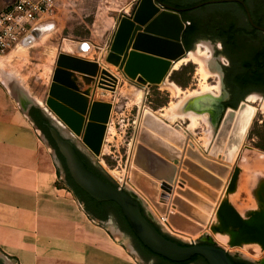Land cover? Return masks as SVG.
Masks as SVG:
<instances>
[{
    "label": "water",
    "instance_id": "95a60500",
    "mask_svg": "<svg viewBox=\"0 0 264 264\" xmlns=\"http://www.w3.org/2000/svg\"><path fill=\"white\" fill-rule=\"evenodd\" d=\"M143 1L135 19H126L121 23L113 44V50L116 53L123 54L120 60V69L131 79H135L134 77L137 74H141L142 77L139 78V82L143 85L161 84L168 75L172 64L178 61L185 52H190L183 42L186 23L181 16L182 12L189 10L197 12L198 8L204 6L206 10H209L221 7L220 5L224 3H240L245 8L251 26L264 32V27L254 23L251 12L243 0H209L189 8H176L160 0H152L155 14L146 20H139L138 15ZM119 33L122 36L121 49L115 48ZM29 41V38L26 39L23 45ZM199 45H204L207 52H211V55L207 56L206 53L199 55ZM220 48L219 43L214 46L207 40H201L191 50L196 58L204 64V70L207 73L220 77V96L217 97L211 92H206L185 101L181 109L183 114L204 116L212 130V135L215 133L208 157L194 148V144L191 143V146L187 149L183 166H181L184 170L187 169L188 173L181 172V179L176 182L178 186L177 194L198 208L176 196L174 203L177 205V212L171 214L169 219L175 229L191 235H197L208 222V215L213 210V202L217 200V191L221 189L225 178L232 170L230 164L242 146L248 132L247 126L251 121V116L245 114L248 109L247 99L243 100L237 108L229 107L221 112L219 116L215 115L219 110L217 108L218 102L222 103V101L229 99V96L226 95L227 89L223 76L225 66L223 59H226V57L218 54L217 50ZM98 66L97 62H90L61 53L57 60V69L47 99L48 105L52 107L55 114L75 133L78 134L85 127L84 142L96 156L101 153L113 106L105 102H93L89 106L88 99L79 92L78 86L72 80V72L94 76ZM105 78L112 80L113 77L103 70L98 80L100 87L103 86ZM252 94L260 97L264 96L256 92L249 95ZM39 107L32 106V109H40L44 116L52 121L54 127L50 130L51 136L59 153L65 160L66 168L74 183L98 202L116 203L133 234L144 247L153 254L172 262H187L195 256H201L208 264H235L232 261V255L227 250L219 247L208 238L190 244L185 243L187 245L179 244L177 240H181L164 230L144 203L132 191L119 186L120 180L104 170L99 162L96 163L94 159L97 158L93 153H89V151L83 150L79 146L80 142L75 141L76 138L72 132L61 126V123L53 118L47 110L40 105ZM27 110L25 108V111ZM236 111H239L238 115ZM243 114H245V117ZM143 121L144 127L140 131L139 143L134 154L133 163L136 168L131 170V182L151 200L157 201L159 194L158 181H173L177 172L174 162L179 163V157L181 156L179 147L183 146L186 138L179 130L152 112H146ZM187 139L189 140V138ZM43 140L51 146L44 133ZM167 141L175 143L179 147L173 148L169 146ZM78 150H82L90 162L99 168L112 182H108L98 173L89 169ZM54 151L55 164L59 172L64 173L62 162L56 150ZM219 153H224L223 162L213 159ZM240 172L239 167L234 168L226 192L227 195L235 192ZM198 179L202 182H199ZM203 182L209 184L212 189L208 188ZM185 184L188 185L189 189L201 193L205 198L188 188L183 189L180 187ZM165 196L163 195V197ZM257 198L259 202L258 209L247 213L245 219L228 200H223L217 211V222L211 226V231L214 234L228 236L230 239L229 245L232 247L248 244L264 246V180L260 183ZM81 203L86 210L84 202ZM159 209L164 214L166 206L160 204ZM115 217L122 228L119 217L117 215ZM107 222L116 226L112 217ZM99 223L102 226L106 224L102 221H99ZM113 230L124 235V232L119 228L114 227ZM165 235L176 240L169 239ZM131 237L135 248L131 246L129 252L136 258H140V255L144 262H147L143 256L146 253H144L138 241L132 235ZM0 258L7 264H14L2 253H0ZM243 261L253 264L246 260ZM154 263L161 264L157 258H154Z\"/></svg>",
    "mask_w": 264,
    "mask_h": 264
},
{
    "label": "rangeland",
    "instance_id": "374dc122",
    "mask_svg": "<svg viewBox=\"0 0 264 264\" xmlns=\"http://www.w3.org/2000/svg\"><path fill=\"white\" fill-rule=\"evenodd\" d=\"M141 2L142 0H57L53 13L35 26V32L29 38L28 43L22 44L5 54H0V84H4L9 89L21 109L29 110L32 106L39 107L38 103L41 106L46 105L57 69V60L61 53L99 63L98 78H91L92 82L84 75H74L77 85L89 90L92 100L110 103L113 106L100 155L94 159L86 152L96 163L99 162L104 170L120 180L119 186L132 191L144 203L161 227L177 239L190 244L208 238L234 257L253 264H262L264 263V248L255 244L231 247L228 244V238L226 242L225 239L218 238L221 235L211 231V224L213 225L211 216L197 235L187 237L173 232L165 226L166 224L161 223V216L152 209L151 204L146 201L143 194L129 181L131 170L136 168L133 160L136 146L139 143L138 137L143 128L142 116L145 111H151L161 119L166 120L168 124L187 136L194 144V148L197 147L200 152L208 155L215 133L212 135V130L204 116L197 118V123H194L192 114H183L181 109L185 101L197 95L211 92L219 97L221 93L220 77L206 71V77H204L200 71V64L195 61H180L174 64L161 84H140L139 79L129 78L120 69V60L123 54L113 50L114 39L124 20L135 19ZM199 50L201 51L200 55L205 53L207 56L211 55V52H207L204 45H199ZM223 63L228 65L226 59H223ZM103 70L113 77L112 80L104 79L110 84L108 85L109 89L98 86L97 81L100 79ZM173 77L174 80H172ZM175 79L180 84L176 83ZM174 85L178 87V90L174 89ZM206 87L208 88L207 91L205 90ZM141 92H143V98L140 101ZM253 96H256L257 99L253 105L258 108V104L261 103L264 96L252 94L245 99ZM61 126L63 125L61 124ZM36 135L38 170L43 171L45 168L47 169L48 164H51L53 171L50 188H46L44 183L38 182L36 190L44 192L51 190L52 187V190L60 191L59 194L63 196L62 204L70 209L78 208L75 209L76 214L74 216L66 215L69 219L73 218L77 222V224L67 223L70 232H72L71 235L78 238L80 244L85 245H91L88 238H94L96 241L99 240L97 245L100 244V246L102 244L108 245L109 241L107 240L109 238L107 235H109L116 244L124 248L125 253L123 252V254L130 255L135 262L138 261L137 264H149L150 261L154 260L152 258L144 262L140 255V258H136L129 252L130 247H134L132 237L121 228L114 214L111 213L110 217L114 218L116 226L107 221L102 226L97 219L89 218L91 215L67 185L65 172L61 173L57 168L53 146H49L43 140L41 130H38ZM263 135L264 112L259 109L248 129L241 149L230 164L231 169L235 167L243 169L240 181L242 191L233 198L240 211L257 207L252 193L258 179L264 175V150L258 147L262 142L261 136ZM77 138L81 142L83 141V137L78 136ZM79 146L85 150L81 143ZM180 149L184 151V149ZM182 171L187 172L188 170L182 168ZM55 173L57 177H54ZM175 176H177V172ZM158 182L160 185L163 181ZM159 191H162L160 186ZM156 206L158 208V202ZM211 213H215V210L214 212L212 210ZM114 227L121 229L124 235L114 231ZM221 237L225 238V236ZM112 246L116 252H119L118 248L113 244ZM90 253L92 254V252Z\"/></svg>",
    "mask_w": 264,
    "mask_h": 264
},
{
    "label": "crops",
    "instance_id": "0c3cea01",
    "mask_svg": "<svg viewBox=\"0 0 264 264\" xmlns=\"http://www.w3.org/2000/svg\"><path fill=\"white\" fill-rule=\"evenodd\" d=\"M76 74L81 73L72 72L74 82ZM77 86L88 102H101L92 100L89 90ZM16 102L9 89L0 84V253L14 264H137L138 261L135 262L130 255L123 254L124 248L109 235L108 245L98 246L99 240L94 238H88L91 245L80 244L78 238L71 235L67 224L77 222L66 216H74L78 208L70 209L62 204L63 196L59 194L60 191L52 190V187L44 192L36 190L38 182L50 188L53 171L51 164L43 171L38 170L36 132L39 129L30 117L29 110L21 109ZM174 164L176 167L180 165L177 161ZM239 168L241 172L236 191L229 195L221 192L220 197L217 191L220 201L213 202V209L226 199L245 219L247 213L258 209L257 192L264 175L258 179L252 193L257 207L240 211L233 201L234 196L242 191L240 181L243 169ZM54 177H57L56 173ZM184 188L187 189V185ZM192 206L198 208L194 204ZM210 216L213 224H216L215 213H209ZM89 218L92 219L91 216ZM110 242L119 252L113 249Z\"/></svg>",
    "mask_w": 264,
    "mask_h": 264
},
{
    "label": "trees",
    "instance_id": "16d2710c",
    "mask_svg": "<svg viewBox=\"0 0 264 264\" xmlns=\"http://www.w3.org/2000/svg\"><path fill=\"white\" fill-rule=\"evenodd\" d=\"M176 8H189L201 2L209 0H162ZM247 4L254 22L264 27V0H243ZM214 9L206 10L205 6L198 8L197 12L189 10L181 13L186 23V29L183 36V42L188 51H191L195 44L201 39L211 38L214 41H221L224 45L223 55L230 60V65L225 67V83L231 91L232 97L223 103L224 108H237L246 96L256 92L264 95V33L253 28L247 20L245 8L240 3H224ZM174 80V77L173 79ZM175 82L180 84L175 79ZM41 111L37 108L31 110L32 116L38 125L39 119H42ZM43 131L44 125H40ZM45 133V132H44ZM49 137V136H48ZM50 138V137H49ZM262 142L259 148L264 150V135L261 136ZM53 147L56 149L54 140L50 138ZM58 151V149H56ZM60 159L63 157L57 152ZM86 160V158L83 156ZM88 166L97 172L108 182H112L101 171ZM69 188L75 196L84 202L87 212L92 218L102 222L109 220L111 213L119 217L123 230L129 232L144 250V258L149 261L157 258L161 264H208L201 256H195L187 262H172L166 258L153 254L149 249L144 247L133 234L126 218L123 216L120 207L114 202H98L92 199L81 188H79L68 173ZM169 239H173L165 235ZM176 240V239H173ZM181 245H187L181 241ZM232 261L235 264H251L240 260Z\"/></svg>",
    "mask_w": 264,
    "mask_h": 264
},
{
    "label": "bare ground",
    "instance_id": "6f19581e",
    "mask_svg": "<svg viewBox=\"0 0 264 264\" xmlns=\"http://www.w3.org/2000/svg\"><path fill=\"white\" fill-rule=\"evenodd\" d=\"M155 14V8H154V5H153V3H152V0H144L143 1V3H142V6H141V9H140V12H139V15H138V19L139 20H146V19H148V18H150V17H152L153 15ZM143 22V21H142ZM126 27V26H125ZM124 27V28H125ZM121 41H122V36H121V33H119V36H118V40L116 41V44H115V48H117V49H121ZM198 54L200 55L201 54V51L200 50H198ZM182 62V61H195L196 63L198 62L199 64H200V71H201V73L203 74V76L204 77H206V74H205V70H204V64L201 62V61H199L197 58H196V56L193 54V52H185V54H183L180 58H179V60L178 61H176L175 63H173L172 64V67L174 66V64H177L178 62ZM98 70H99V66L96 68V70H95V75L94 76H89V75H84L85 76V78H87V79H91V78H94V77H97V73H98ZM101 75H102V73H101ZM101 75H100V77H101ZM140 77H142V75L141 74H137L136 75V77H134L135 79H139ZM106 80H104V83H103V86L101 87V88H108V85H110L109 83H107V82H105ZM98 86L100 87V85L98 84ZM168 87V86H167ZM174 89L175 90H178L177 88L178 87H176L175 85H174ZM110 88H112V87H110ZM169 88V87H168ZM109 89V88H108ZM172 89V88H171ZM205 89V88H204ZM206 91L208 90V88L206 87V89H205ZM179 92V91H178ZM196 93V92H195ZM195 93H192L193 95H195ZM142 98H143V92H141V95H140V101L142 100ZM257 99H256V96H253V97H250V98H248L247 99V101H246V104H247V106H248V109L246 110V112H245V114L246 115H250L251 116V121L249 122V124H248V128H247V130L249 129V127L251 126V124H252V122H253V119H254V117H255V115H256V112L260 109L262 112H264V99H262L261 100V103L260 104H258L259 106H258V108L257 107H255L254 105H253V103L256 101ZM92 104V102L90 103L89 102V106ZM255 104V103H254ZM38 105H40L39 103H38ZM41 106V105H40ZM43 109H45V110H47L49 113H50V115L53 117V118H55L57 121H59L67 130H69V132H72V134L76 137V139H77V141H79L82 145H83V147L87 150V151H89V153H93V151L91 150V148L89 147V146H87L86 144H85V142H84V136H85V127L84 128H82L81 129V131L77 134V133H75L69 126H67L64 122H62L61 120H60V118L58 117V115L57 114H55V112L53 111V109H52V107H50L49 105H48V103H47V101H46V105H44L43 104V106H41ZM146 112H151V111H145L144 113H143V116H142V120H144V115L146 114ZM238 113H239V111H236V114L238 115ZM54 114V115H53ZM154 114V113H153ZM245 114H243V116L245 117ZM155 115V114H154ZM157 116V115H156ZM192 119H193V122L194 123H197V118H199L198 116H196V115H193L192 114ZM143 122L144 121H142V125H143V127H144V124H143ZM184 135V134H183ZM78 136H81V137H83V141L81 142L80 140H78ZM185 136V135H184ZM187 136H185V138H186ZM188 138V137H187ZM186 138V141L183 143V146H181V147H179L177 144H175V143H172V142H169V141H167V143L169 144V146H172L173 148H182V149H184V151L183 150H181L180 149V152H181V156L179 157V162H180V165L179 166H177V176H175L174 175V178H173V181H170V182H168V181H165V180H159V181H163L159 186L161 187V190L162 191H159V194H158V198H157V201L156 200H151L148 196H146L137 186H135L132 182H131V174H130V176H129V181H130V183L141 193V194H143V196H144V198L146 199V201L149 203V204H151V207H152V209L156 212V213H158L161 217L163 216H166L167 217V223H164V224H166L165 226H167V227H169V229L170 230H172L173 232H176L177 234H180V235H183V236H187V237H191V234H188V233H185V232H182V231H180V230H177V229H175L174 228V226H173V224L171 223V221H170V216H171V214H175L177 211H175L176 209H177V205L174 203V200H175V198H176V196H179V198H181V199H183L182 198V196H180V195H178L177 194V188H178V186L176 185V182H177V180L178 179H181L180 177V174H181V172H185V171H182V167L181 166H183V162H184V159L186 158V152H187V149L191 146L190 145V143H192L191 142V140H188ZM189 141V142H188ZM243 144V143H242ZM241 149V148H240ZM94 154V153H93ZM95 155V154H94ZM96 156V155H95ZM206 156V155H205ZM98 156H96V158H97ZM206 157H208V155L206 156ZM182 159V160H181ZM214 160H216V161H218V162H223V160H224V154L223 153H219L216 157H214L213 158ZM233 171H234V169H232L231 170V172L229 173V175L225 178V180H224V183H223V186L221 187V189H219L218 191H219V197L221 196L220 194H221V192H223V194L224 193H226L227 192V189H228V187H229V184H230V181H231V177H232V174H233ZM188 172V171H187ZM187 172H185V173H187ZM199 180V179H198ZM199 182H202L201 180H199ZM159 183V182H158ZM204 183V182H203ZM204 184H206V185H208V186H210L209 184H207V183H204ZM185 185H187V184H185ZM181 188H183V189H186V188H184V185L183 186H180ZM179 187V188H180ZM187 188H188V185H187ZM209 188H211L212 189V187L210 186ZM189 189V188H188ZM189 190H192V189H189ZM193 191V190H192ZM236 191V190H235ZM193 192H195V193H197L196 191H193ZM160 193H162L163 195H166L165 197H163V195L162 194H160ZM199 196H201V197H203V198H205L203 195H201L200 193H197ZM219 199V198H218ZM217 199V200H218ZM184 201H186L188 204H190L191 206L193 205L190 201H187L186 199H183ZM216 200V201H217ZM223 200V199H222ZM220 201V199L218 200V202ZM158 202V204H159V206H160V204H164L165 206H166V210H165V213L164 214H162L161 212H160V209H158L159 208V206H158V208H157V206H156V203ZM217 203V202H216ZM220 204H221V202H220ZM220 204L218 205V207H214V209H213V212H214V210H215V213L218 211V209H219V207H220ZM216 206V205H215ZM212 212V211H211ZM216 216H217V214H216ZM214 225V224H213ZM212 224H211V226H213ZM218 238H222V239H225L226 240V242H227V238H228V244H229V237L228 236H225V238L224 237H221V236H218ZM252 245H254V244H252ZM255 245H257L258 247H262V248H264V246H261L260 244H255ZM232 247V246H231Z\"/></svg>",
    "mask_w": 264,
    "mask_h": 264
},
{
    "label": "built area",
    "instance_id": "2783aa9c",
    "mask_svg": "<svg viewBox=\"0 0 264 264\" xmlns=\"http://www.w3.org/2000/svg\"><path fill=\"white\" fill-rule=\"evenodd\" d=\"M56 2L57 0H0V54L17 48L30 38L35 26L53 13ZM160 221L162 224L168 222L166 216H162Z\"/></svg>",
    "mask_w": 264,
    "mask_h": 264
},
{
    "label": "flooded vegetation",
    "instance_id": "af4514ba",
    "mask_svg": "<svg viewBox=\"0 0 264 264\" xmlns=\"http://www.w3.org/2000/svg\"><path fill=\"white\" fill-rule=\"evenodd\" d=\"M161 2H163L162 0H160ZM245 2V1H244ZM163 3H165V2H163ZM246 4V3H245ZM170 5V4H169ZM247 5V4H246ZM252 19H253V17H252ZM247 20H248V18H247ZM254 21V20H253ZM248 22H249V20H248ZM250 23V22H249ZM255 23V22H254ZM256 24V23H255ZM251 25V24H250ZM259 31V30H258ZM264 33V32H263ZM201 40H207V41H209V42H211V44H213L214 46L217 44V43H219L220 45H221V48L219 49V50H217V52H218V54H220V55H223L222 53L224 52V45H223V43L221 42V41H214L213 39H211V38H206V39H201ZM200 40V41H201ZM218 49V48H217ZM223 56H225L226 57V59L228 60V65H225L224 66V68L225 67H227V66H229L230 65V60H229V58L226 56V55H223ZM224 68H223V76H224V83H225V70H224ZM225 86H226V83H225ZM226 89H227V91H226V95L227 96H229V99L232 97V93H231V91L227 88V86H226ZM228 99V100H229ZM227 100H224V101H222V103H219L218 102V105H217V108L219 109L218 110V113L217 114H215L216 116H219L220 115V113L221 112H224V110H225V108H224V105H223V103L224 102H226ZM31 110H32V107H30V109H29V113H31ZM40 110V109H39ZM41 111V110H40ZM40 114H42V119H39V123H41L40 125H44V127H45V129L47 130V132L46 131H43V129L41 128V127H39L40 125H38L37 124V122L34 120V117L32 116V114H30V116L32 117V119H33V121H34V123H35V125L37 126V128L39 129V130H41L43 133H44V135L46 136V138L48 139V142L50 143V145L51 146H53L52 145V142L50 141V138L53 140V138H52V136H51V132H50V130H51V128H53L54 126H53V124H52V121L48 118V117H46V116H44V113L41 111V113ZM50 138H49V137ZM187 138V137H186ZM190 140V139H189ZM189 142V141H188ZM54 150H56L57 149V146H56V149L54 148V147H52ZM79 151V154L81 155V157H82V159L84 160V162H85V164L87 165V167L89 168V169H91L89 166H88V164H90L93 168H95V169H97V170H99V171H101L99 168H97L96 166H94L91 162H90V160L85 156V154L83 153V151L82 150H78ZM56 152H58L57 150H56ZM58 154V153H57ZM62 156V155H61ZM83 156L86 158V160L83 158ZM58 157H59V155H58ZM59 159H60V157H59ZM64 159V158H63ZM60 161L62 162V165H63V168H64V171H65V181H66V183L67 184H69V182H68V170H67V168H66V165H65V160L64 161H62L61 159H60ZM92 170V169H91ZM92 171H94V170H92ZM102 172V171H101ZM97 173V172H96ZM103 173V172H102ZM104 174V173H103ZM105 175V174H104ZM106 176V175H105ZM107 177V176H106ZM73 192V191H72ZM235 260H239V259H237L236 257H234V256H232ZM240 261H243V260H240ZM243 262H245V261H243ZM0 264H7L2 258H0ZM149 264H155L154 263V260H152V261H150L149 262ZM262 264H264V263H262Z\"/></svg>",
    "mask_w": 264,
    "mask_h": 264
}]
</instances>
